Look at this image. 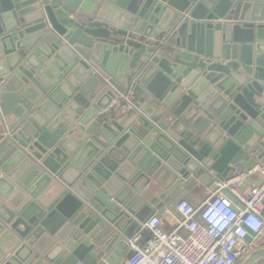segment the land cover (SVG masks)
Returning a JSON list of instances; mask_svg holds the SVG:
<instances>
[{"label": "water", "instance_id": "1", "mask_svg": "<svg viewBox=\"0 0 264 264\" xmlns=\"http://www.w3.org/2000/svg\"><path fill=\"white\" fill-rule=\"evenodd\" d=\"M258 162L264 0H0V264H119L159 200Z\"/></svg>", "mask_w": 264, "mask_h": 264}, {"label": "built area", "instance_id": "2", "mask_svg": "<svg viewBox=\"0 0 264 264\" xmlns=\"http://www.w3.org/2000/svg\"><path fill=\"white\" fill-rule=\"evenodd\" d=\"M133 100L131 91L121 96L125 108ZM256 175L262 180L255 183ZM210 177L212 190L198 207L178 201L171 232L153 214L129 239L130 254L119 264H240L264 249V164L250 170L236 165L224 178Z\"/></svg>", "mask_w": 264, "mask_h": 264}, {"label": "crops", "instance_id": "3", "mask_svg": "<svg viewBox=\"0 0 264 264\" xmlns=\"http://www.w3.org/2000/svg\"><path fill=\"white\" fill-rule=\"evenodd\" d=\"M258 165L260 163L258 162ZM216 175V174H215ZM210 176V173H209ZM218 176V175H217ZM253 182H259L262 180L261 175H256L251 179ZM212 190L210 186V182H207L205 179L202 181L196 179L192 184H187L181 189V192H176L177 199L173 201V211H169L167 209L168 204L170 203V198H167L166 195L164 200H159L160 205L159 209L154 211V214L158 215L161 219V225L164 231L171 232L175 228L174 219H178V215L174 212V207L177 201L180 199L187 200L192 206L198 207L202 201L208 196L209 192ZM169 200V201H167ZM182 235H186V233L182 230L180 231ZM126 258V255L122 257L119 263H121ZM255 264H264V260H260Z\"/></svg>", "mask_w": 264, "mask_h": 264}]
</instances>
